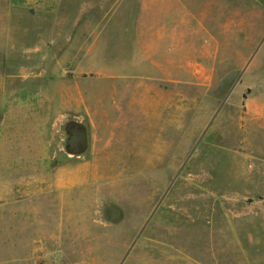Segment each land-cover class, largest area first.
<instances>
[{"label":"rangeland","instance_id":"374dc122","mask_svg":"<svg viewBox=\"0 0 264 264\" xmlns=\"http://www.w3.org/2000/svg\"><path fill=\"white\" fill-rule=\"evenodd\" d=\"M0 109L2 185L45 115L85 152L0 202V264H264V0H0Z\"/></svg>","mask_w":264,"mask_h":264},{"label":"crops","instance_id":"0c3cea01","mask_svg":"<svg viewBox=\"0 0 264 264\" xmlns=\"http://www.w3.org/2000/svg\"><path fill=\"white\" fill-rule=\"evenodd\" d=\"M78 54V53H77ZM52 76V75H51ZM52 79V77H51ZM77 88V89H76ZM75 90H79L82 95L85 94L84 90L78 86V84L75 87ZM100 92V91H97ZM151 106V105H150ZM22 107H16V111L20 112ZM85 112L79 110L72 112V114L68 115L62 124L60 125V129H58L59 134H61L60 130H63L66 126L68 127L69 124H71L70 127L76 126L77 128L80 125L77 121L80 116L87 118L91 126L93 128H98L97 122L95 117V114L93 116V112L91 109L87 108L84 110ZM0 114L2 119H5V113L1 112ZM47 116L45 115L44 119L41 117V120L43 122L44 120V130L41 132L40 137H37V139L33 143H40L42 147L39 146V148H34V152H37L36 156H40L45 161V164L41 162H35L33 161H25L23 163V166L16 168L15 170H10L8 174H6V180L4 184L0 183V202L3 203L6 201V199H14L16 196V207L20 204L22 199L27 198H34L36 197V194H43L47 192H51L53 190L54 186V170L55 175L59 176L61 175L60 167L58 166L59 160H67L77 163L79 160H84L85 158V152L83 151L81 153H76L75 150H64L63 147H61L63 144H66L69 141L70 136H62L59 148H55L54 146L57 143V137L55 136L56 132L54 130V127L52 126L51 119L47 120ZM43 127V124L41 125ZM48 127V128H47ZM75 134L77 135V147L82 146L83 149V143L79 140V134L75 131ZM6 133L3 131H0V155L3 152V144L5 145L7 142H9V139L5 137ZM5 148V147H4ZM67 152V153H66ZM92 153L93 159L97 158V151L93 150L90 152ZM47 159L50 161V165H46ZM1 164L2 160L0 159ZM0 164V171L2 170ZM57 185H60V182H56Z\"/></svg>","mask_w":264,"mask_h":264}]
</instances>
